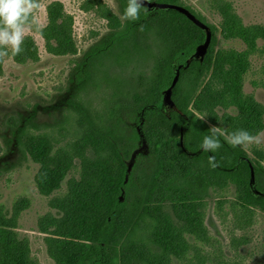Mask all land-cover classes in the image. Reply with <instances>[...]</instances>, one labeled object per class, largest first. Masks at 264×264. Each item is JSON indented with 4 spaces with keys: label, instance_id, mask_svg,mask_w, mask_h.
<instances>
[{
    "label": "trees",
    "instance_id": "1",
    "mask_svg": "<svg viewBox=\"0 0 264 264\" xmlns=\"http://www.w3.org/2000/svg\"><path fill=\"white\" fill-rule=\"evenodd\" d=\"M148 1L182 7L179 0ZM118 2L123 16L128 0ZM90 6L113 21L102 0H90ZM185 9L211 32L202 61L195 52L206 40L205 31L178 11L141 8L139 20H125L123 29L113 31L77 65L78 90H86V103L97 91L103 95L102 104L112 103L106 117L77 102L72 126L69 120L59 124L57 135L25 128L17 136L18 147L39 167L37 188L51 197L49 205L56 211L38 220L54 264L181 262L192 250L189 238L201 243L207 239L209 187H234V203L245 218L254 210L264 213L263 151L253 149L250 157L244 147H232L227 140L239 129L254 136L264 131V106L243 93L250 57L258 42L264 43V26L245 25L222 0L216 5L219 31ZM46 17L40 31L46 52L54 57L76 55L73 21L62 4L50 3ZM217 31L224 40H239L245 50H215ZM20 48L14 57L4 46L0 53H8L19 65L38 62L32 37L26 36ZM2 66L0 62V75ZM178 67L171 96L174 108L165 109L162 100ZM126 111L140 130L133 129L129 140L144 145L149 170L140 169L139 160L131 170L126 163L131 151L124 148L129 145L115 133ZM209 125L217 126L222 145L215 152L201 147L204 137L211 135ZM210 157L217 167L210 166ZM76 161L77 177L71 176L65 193L57 194ZM29 204L27 198L18 199L10 215L0 206V264H37L29 241L17 232L19 217Z\"/></svg>",
    "mask_w": 264,
    "mask_h": 264
},
{
    "label": "rangeland",
    "instance_id": "2",
    "mask_svg": "<svg viewBox=\"0 0 264 264\" xmlns=\"http://www.w3.org/2000/svg\"><path fill=\"white\" fill-rule=\"evenodd\" d=\"M182 7L193 10L202 16L206 24L219 31L220 17L216 5L220 0H179ZM231 4L233 10L245 25L264 26V0H222ZM52 2H60L64 13L72 18L73 39L77 53L74 56L54 57L45 50L40 31L47 24L46 8ZM112 14L113 21L104 18L90 0H40L42 7L34 15L36 24L26 34L38 46L39 60L36 63L16 64L7 55L4 57L0 75V206L10 215L13 204L20 198L30 201L18 220V236L30 243L32 258L37 264H54L47 254L46 235L39 232L38 220L51 213L49 201L36 186L35 176L38 165L18 147L17 136L23 129L32 132H48L57 135L59 124L67 120L70 126L75 118L73 107L77 102L89 109L104 114L112 103L102 104L103 95L97 91L87 102L86 90H78L81 72L77 65L84 56L102 43L113 31L124 28L118 0H102ZM216 32L215 50H245L239 40H224ZM25 36V37H26ZM8 53L10 46H4ZM243 93L252 96L264 106V43L258 42L257 51L250 57V68L243 78ZM91 107V108H90ZM234 113L233 110L229 111ZM106 117V113L104 114ZM128 111L121 115L116 135L123 139L124 148L130 152L126 163L131 170L139 160V168L149 170V157L140 141L129 140L133 129L140 130ZM117 124V123H115ZM68 128L66 132H70ZM66 134V133H65ZM251 157L253 149L264 153V131L259 135V143L244 147ZM76 169L61 184L57 194L66 191V182L77 177ZM264 166V161L262 163ZM149 166V167H148ZM151 168V167H150ZM206 209L204 223L208 231L206 241L197 242L189 238L192 250L183 261L173 260V264H264V213L254 210L250 218L243 217L235 205V190L232 186L205 190Z\"/></svg>",
    "mask_w": 264,
    "mask_h": 264
},
{
    "label": "clouds",
    "instance_id": "3",
    "mask_svg": "<svg viewBox=\"0 0 264 264\" xmlns=\"http://www.w3.org/2000/svg\"><path fill=\"white\" fill-rule=\"evenodd\" d=\"M147 0H128L122 20L137 21L140 18L141 8H144ZM42 7L40 0H0V46H10L11 55L14 57L22 52L20 45L27 33L36 24L34 13ZM145 11L147 9L145 8ZM8 53H0V57ZM0 62L7 63L0 59ZM205 122V120H202ZM211 135L205 136L201 145L207 152H215L222 147L218 136V128L209 125ZM232 147H247L259 143V136H254L244 129H239L227 137ZM209 164L213 168L218 165L214 157L209 158Z\"/></svg>",
    "mask_w": 264,
    "mask_h": 264
},
{
    "label": "water",
    "instance_id": "4",
    "mask_svg": "<svg viewBox=\"0 0 264 264\" xmlns=\"http://www.w3.org/2000/svg\"><path fill=\"white\" fill-rule=\"evenodd\" d=\"M144 8H147V9H154V8L156 9L157 8V9H161V10L171 9V10L178 11V12L184 14L189 20H191L195 25H197L203 31H205L206 40H205L204 44L199 46L195 52V56L200 61H202L204 59L205 54L207 53V50L209 47L210 40H211V32H210L209 28L205 24H203L201 21H199L191 12H189L188 10H186L183 7H179L176 5L149 2L148 0H147V3H146ZM180 68L181 67L177 68L176 75H175V77L171 83V86L164 94V97L162 100V106L165 109H167V108L173 109L174 108V103L171 100L172 89L175 87L176 83L178 82ZM253 181H254V172L251 168V183H253Z\"/></svg>",
    "mask_w": 264,
    "mask_h": 264
}]
</instances>
